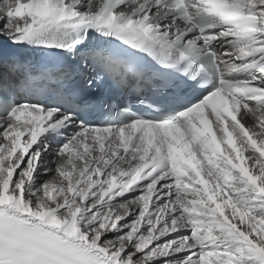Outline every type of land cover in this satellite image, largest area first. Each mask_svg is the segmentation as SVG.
<instances>
[{
	"label": "snow or ice",
	"instance_id": "obj_1",
	"mask_svg": "<svg viewBox=\"0 0 264 264\" xmlns=\"http://www.w3.org/2000/svg\"><path fill=\"white\" fill-rule=\"evenodd\" d=\"M0 264H264V0H0Z\"/></svg>",
	"mask_w": 264,
	"mask_h": 264
}]
</instances>
